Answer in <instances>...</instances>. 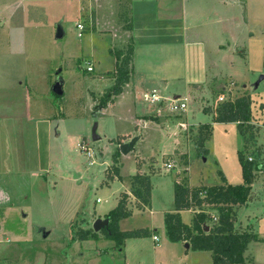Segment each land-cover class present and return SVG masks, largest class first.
<instances>
[{
    "label": "rangeland",
    "instance_id": "rangeland-1",
    "mask_svg": "<svg viewBox=\"0 0 264 264\" xmlns=\"http://www.w3.org/2000/svg\"><path fill=\"white\" fill-rule=\"evenodd\" d=\"M87 1L0 0V264H213L208 252L167 239L164 214L173 211L175 181L214 186L223 176L236 185L242 183L238 152L259 148L257 159L264 161V0H234L240 10L236 15H241L236 21L246 23L245 30L237 29L234 44L235 90L215 89L200 105L195 92L201 86H191L185 112L163 110L158 115L143 94L132 95L127 86L116 96L110 94L117 76L109 49L120 46L123 38L117 30L88 31L89 21L79 11ZM96 11L99 18L111 20V7ZM58 26L60 39L55 36ZM58 79L63 83L61 96L51 90ZM172 84L166 94L183 98V80ZM107 93L114 99L112 110L109 104L97 108ZM219 93L225 100L250 98L251 120L243 127L246 141L237 125L217 123L199 144L196 121L206 114L204 107L219 105ZM148 110L158 120L146 119L135 130L134 114H150ZM132 141L133 146L124 149ZM135 161L144 162L140 172L149 174L150 205L133 207L118 228L148 230L150 235L127 238L117 247L92 227L116 206ZM112 166L120 178L108 179ZM262 181L258 176L252 183L249 197L252 202L262 196L261 205L236 209L238 232L264 236ZM132 200L129 196L127 208ZM181 217L191 224L190 213ZM89 229L96 236L80 239ZM248 247V264H264L263 244L251 242Z\"/></svg>",
    "mask_w": 264,
    "mask_h": 264
},
{
    "label": "crops",
    "instance_id": "crops-1",
    "mask_svg": "<svg viewBox=\"0 0 264 264\" xmlns=\"http://www.w3.org/2000/svg\"><path fill=\"white\" fill-rule=\"evenodd\" d=\"M236 4L234 0H88L84 3L83 9L79 11L83 17L86 15V22L89 21V32H93L99 27L104 30V33L117 30L119 38L123 39L120 40V46H113L109 51L114 49L123 51L128 45L132 46L133 53L129 64L128 80L124 85L129 87L132 95L136 94L138 97L139 93L154 91L161 97L170 98L166 92L171 88V85L173 86L172 83L183 80L185 91L183 98H186L188 102L192 96L191 86H201L200 89L196 88L198 92H195V96L202 105L201 101L206 97L214 96V91L220 89L232 91V88L234 90L236 88L232 82L234 80H231L233 78L232 69L237 57L234 44L237 40V29L240 32L246 28L245 21L241 19L240 22L236 21L237 18H241V15L238 17L236 15L240 11L236 10ZM107 6L111 7V20L105 19L104 15H102L103 19L99 18L96 11L98 9L105 10ZM122 16L127 17L126 25L123 24ZM57 34H62L63 37L60 26L57 27L55 36ZM237 52L238 55H242L241 50ZM113 60L115 70L114 57ZM87 67L92 68L89 73L93 72L92 62ZM171 90H175V88L172 87ZM113 100L107 103L109 104L107 108L110 110L113 107ZM214 100L215 97L210 102L213 103ZM133 104L136 107L135 101ZM214 108L213 106L211 108L204 107L203 111L206 114H200L196 121L197 128L207 123L211 126L217 124L212 122L215 115ZM148 112L150 114H134L135 130L145 124L146 119L158 120L156 114L149 110ZM206 116L210 117L209 122V118L207 119ZM187 128L190 130L189 125ZM137 157L141 159L139 156ZM116 160L118 163V156ZM143 163L141 162V165ZM141 165L137 166L135 161L134 173L129 176L126 189L120 192L117 198L118 202L122 193L130 196L133 199L132 205L128 207L131 212L132 208L136 207V200L130 194L129 179L136 173L145 174V171L140 172ZM224 179L227 182L225 177ZM188 187L194 186L188 184ZM261 198L262 196L257 195V198L252 202L248 200L244 206L250 210L253 207L257 209V206L262 203ZM183 212L190 213V220L192 219L194 212L191 210L182 211L181 216ZM189 222L185 224H189ZM257 237L261 241L252 243L264 246V236ZM182 244L185 246V243ZM156 246L158 248L160 245ZM185 249H189V247ZM208 253L210 254V252ZM246 253H248V249Z\"/></svg>",
    "mask_w": 264,
    "mask_h": 264
},
{
    "label": "trees",
    "instance_id": "trees-1",
    "mask_svg": "<svg viewBox=\"0 0 264 264\" xmlns=\"http://www.w3.org/2000/svg\"><path fill=\"white\" fill-rule=\"evenodd\" d=\"M122 19L126 21L127 17L122 16ZM110 53L115 59L117 79L109 91L111 95L116 96L128 80L133 48L128 46L124 52L111 50ZM110 94H105L100 102L101 105H98L97 108L102 105L106 106L113 100V98H109ZM250 105L251 100L247 96L228 99L214 108L215 115L212 122L236 123L239 133L244 138L245 129L243 127L251 120ZM211 129L212 126L208 123L199 126V144L208 139ZM204 130L207 133L205 135L201 134ZM244 141H246L245 138ZM258 153H260L259 148L257 149ZM117 156L118 151L113 154L114 163H117ZM238 161L242 177L240 184H229L223 176L222 183L214 186L190 188L175 181L173 187L174 210L164 214L167 239L174 243H187L192 251L210 252L213 264H248L249 261L244 254L249 243L261 241L252 231L238 232L234 226L236 209L248 202L252 183L256 181L255 163L248 162L241 151L238 152ZM107 177L109 180L114 177L120 178L117 167L112 166L111 174H108ZM107 181L105 180V182ZM129 184L130 194L137 202L136 207L144 209L149 206L151 184L148 175L136 173L130 177ZM128 197L126 193L120 194L117 205L105 216L108 221L107 226L98 231L106 239L112 240L117 247H121L127 238L150 235L148 230L121 231L118 228V222L131 213L127 208ZM188 210H194L190 225L183 223L180 215L182 211ZM213 218L216 219L213 220ZM81 233L80 239L96 236L91 229Z\"/></svg>",
    "mask_w": 264,
    "mask_h": 264
},
{
    "label": "built area",
    "instance_id": "built-area-1",
    "mask_svg": "<svg viewBox=\"0 0 264 264\" xmlns=\"http://www.w3.org/2000/svg\"><path fill=\"white\" fill-rule=\"evenodd\" d=\"M76 28L80 31L83 30V26L81 24H77ZM81 36V33L78 34ZM86 71L90 72L92 71L91 67H87ZM230 91L228 90L227 93ZM144 102L147 105H150L152 107H156V113L157 115L163 111L166 110L169 113L174 114L175 112H185L187 109V100L186 98H177V97H170V98H164L158 95L157 92H149V93H144L142 96ZM226 101L225 97L223 95H220L217 97L215 103H222ZM217 106V105H216ZM215 106V107H216ZM245 158L247 159L248 162H254L255 163V168H254V173L256 174V179L258 176H261L262 182L264 183V161L257 159L258 155L256 150L251 149L248 152L244 153ZM165 167L167 169H171L172 165L171 164H165ZM99 201V200H97ZM216 218H213L215 220ZM152 239L154 242L158 241V237L156 235L152 236Z\"/></svg>",
    "mask_w": 264,
    "mask_h": 264
},
{
    "label": "water",
    "instance_id": "water-1",
    "mask_svg": "<svg viewBox=\"0 0 264 264\" xmlns=\"http://www.w3.org/2000/svg\"><path fill=\"white\" fill-rule=\"evenodd\" d=\"M62 37V34H57L56 38H61ZM51 90L52 92L57 95V96H61L63 94V90H62V81L60 79L56 80L55 83L53 84V86L51 87ZM95 127L94 126V129L93 131L95 130ZM95 137V136H94ZM133 143L134 141H132L129 145H126L124 146V149L128 148L130 149L132 146H133ZM107 223L108 221L107 220H96L93 224V230L94 231H99L101 230L102 228H104L105 226H107ZM189 245L187 243H185V248H188Z\"/></svg>",
    "mask_w": 264,
    "mask_h": 264
}]
</instances>
